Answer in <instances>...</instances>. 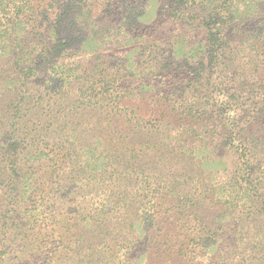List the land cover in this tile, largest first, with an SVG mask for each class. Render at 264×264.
Here are the masks:
<instances>
[{"label": "trees", "instance_id": "trees-1", "mask_svg": "<svg viewBox=\"0 0 264 264\" xmlns=\"http://www.w3.org/2000/svg\"><path fill=\"white\" fill-rule=\"evenodd\" d=\"M0 264H264V0H0Z\"/></svg>", "mask_w": 264, "mask_h": 264}, {"label": "rangeland", "instance_id": "rangeland-1", "mask_svg": "<svg viewBox=\"0 0 264 264\" xmlns=\"http://www.w3.org/2000/svg\"><path fill=\"white\" fill-rule=\"evenodd\" d=\"M212 165H213V164H212ZM212 165L209 164L208 166H212Z\"/></svg>", "mask_w": 264, "mask_h": 264}]
</instances>
